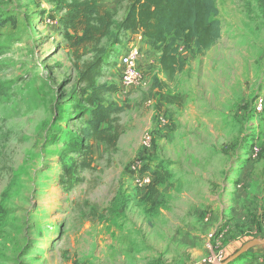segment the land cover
I'll return each instance as SVG.
<instances>
[{
  "label": "rangeland",
  "instance_id": "1",
  "mask_svg": "<svg viewBox=\"0 0 264 264\" xmlns=\"http://www.w3.org/2000/svg\"><path fill=\"white\" fill-rule=\"evenodd\" d=\"M31 1L0 0V264H212L264 239L258 0H216L221 38L196 57L183 50L189 62L172 83L141 34L117 32L128 4L97 0L115 14L119 41L103 44L109 65L98 84L118 86L105 100L125 112L118 148L96 144L89 169L75 150L90 108L73 102L79 73L65 11ZM133 44L142 82L124 89L119 58ZM156 79L167 85L155 88ZM155 171L167 181L153 193L139 180Z\"/></svg>",
  "mask_w": 264,
  "mask_h": 264
},
{
  "label": "trees",
  "instance_id": "2",
  "mask_svg": "<svg viewBox=\"0 0 264 264\" xmlns=\"http://www.w3.org/2000/svg\"><path fill=\"white\" fill-rule=\"evenodd\" d=\"M121 1L128 5L124 18L117 25V32H137L153 49L160 52L161 74L169 83L174 82L187 67L189 60L183 57V50L196 57L210 50L221 38L216 0ZM54 2L57 9L65 11L62 20L64 38L69 43L73 67L79 73L73 102L77 104V101H82L90 108V118L81 130V145L75 149L82 153L81 168L89 169L95 163V145L101 144L109 150H116L124 133L121 115L125 108L105 100L106 95L118 92V86L98 84L103 67L109 65L105 59L107 48L103 44L112 38L117 40V35L113 33L115 14L97 0ZM258 2L264 12V0ZM3 23L0 21V25ZM88 57H91L90 61L85 60ZM163 85L167 84L155 80V88ZM160 98L169 104L179 100V97L162 92ZM75 170L74 166L65 168L72 178ZM164 175L160 171L153 173V181L149 184L153 193H156L157 185L166 183ZM251 240H245L242 246Z\"/></svg>",
  "mask_w": 264,
  "mask_h": 264
},
{
  "label": "built area",
  "instance_id": "3",
  "mask_svg": "<svg viewBox=\"0 0 264 264\" xmlns=\"http://www.w3.org/2000/svg\"><path fill=\"white\" fill-rule=\"evenodd\" d=\"M142 54L139 46L133 44L124 50L119 58V64L122 68V87L124 89H132L138 87L142 82V73L139 69V62L141 60ZM263 101L258 103V107L262 108ZM259 108V110H260ZM150 141V137L147 138V143ZM259 150L254 148L252 151V156L256 157ZM132 171L139 172V166L134 165ZM139 182L144 185H149L150 177H144L142 180L140 178ZM209 261V263L217 264L221 261Z\"/></svg>",
  "mask_w": 264,
  "mask_h": 264
},
{
  "label": "water",
  "instance_id": "4",
  "mask_svg": "<svg viewBox=\"0 0 264 264\" xmlns=\"http://www.w3.org/2000/svg\"><path fill=\"white\" fill-rule=\"evenodd\" d=\"M256 246H264V239H253L244 244L236 253L228 257L225 261L217 264H231L234 261L242 258L246 253L251 251Z\"/></svg>",
  "mask_w": 264,
  "mask_h": 264
},
{
  "label": "crops",
  "instance_id": "5",
  "mask_svg": "<svg viewBox=\"0 0 264 264\" xmlns=\"http://www.w3.org/2000/svg\"><path fill=\"white\" fill-rule=\"evenodd\" d=\"M25 1H28L29 3L32 2L31 0H25ZM124 16H125V14H124ZM124 16L122 17V19L124 18ZM131 32L136 33L134 31H129V33H131ZM243 242L238 243L239 244L238 246H241L243 244ZM248 253H250V257L248 258L250 261L248 259H244L243 261H240L236 264H264V246H260V247H256V248L254 247Z\"/></svg>",
  "mask_w": 264,
  "mask_h": 264
}]
</instances>
